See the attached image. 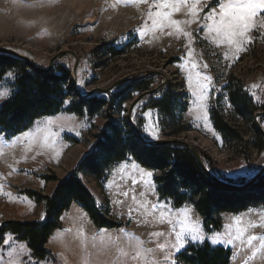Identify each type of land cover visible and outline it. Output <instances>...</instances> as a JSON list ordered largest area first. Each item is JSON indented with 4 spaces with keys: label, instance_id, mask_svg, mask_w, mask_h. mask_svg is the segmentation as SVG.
I'll use <instances>...</instances> for the list:
<instances>
[{
    "label": "rangeland",
    "instance_id": "1",
    "mask_svg": "<svg viewBox=\"0 0 264 264\" xmlns=\"http://www.w3.org/2000/svg\"><path fill=\"white\" fill-rule=\"evenodd\" d=\"M163 2L0 0V49L27 58L41 70H47L51 60L58 56L53 70L62 67L71 73L67 88L72 96L67 103L84 101V95L108 100L121 90L134 89L139 81L154 80L153 87L167 84L162 89L167 88L176 97L178 116L184 128L175 136H171L170 131L163 132L158 113L146 109L150 95L139 99L141 94L135 92L122 106L121 114L116 113L119 105H113L112 110L106 106L99 108L93 120L61 113L35 121L28 131L10 141L0 134V224L13 220L44 222V206L38 205L26 191L52 196L58 182L70 176L87 155L95 152L96 136L109 121L129 122L130 107L138 99L132 120L141 119L142 132L151 142L188 144L202 155V160L209 161L223 178L231 181L251 180L263 172L264 141L258 145L254 118L237 121L231 114L229 91L225 87L231 80L236 83L237 79L256 103H264V9L258 10L253 18L255 27L235 38L240 46L237 51L235 43L230 44L209 31L213 21L207 20L205 14L217 0H199L196 21L180 23V31L169 21H192L191 8L181 6L179 11H174L159 7ZM193 2L188 0V5ZM219 11L216 7L217 17ZM157 12L172 15L167 19L161 17V22L154 24ZM88 17L93 22H87ZM111 48L123 54L112 55ZM28 69L35 71L29 64ZM15 76V71L6 75L0 88V96L5 98L0 99V105L13 95L11 84ZM205 76L210 77V82L203 79ZM197 81L200 85L206 84L207 90L198 87ZM215 108L244 133L241 141L222 142L210 119ZM68 136L78 142H69ZM145 170L152 176L140 175L125 185L123 182L128 179L122 176L121 181L115 175L103 189L94 179L78 173L98 204L109 206V219L124 224L122 228L97 229L77 204L65 212L60 219L63 228L49 239L47 249L57 260L33 258L27 243L8 235L0 249V264H161L165 255L177 258L188 247L205 243L231 250L232 264H264V249H261L264 227L250 226L264 225V208L218 215L215 219L220 220L221 228L209 232L203 226V217L191 205L175 208L170 201L160 200L154 177H161L164 172ZM45 178L56 180L48 182ZM263 186L261 191H264ZM158 202L161 207L153 211V205ZM165 202L167 207H163ZM236 221H240V229H246L240 238H237ZM182 224L199 228L198 235L204 239L203 243L189 241L180 252H175L171 245ZM253 236L261 239L249 245L248 239ZM216 239L221 242L214 243ZM159 244L167 245V250L160 251ZM176 264H179L177 260Z\"/></svg>",
    "mask_w": 264,
    "mask_h": 264
},
{
    "label": "trees",
    "instance_id": "2",
    "mask_svg": "<svg viewBox=\"0 0 264 264\" xmlns=\"http://www.w3.org/2000/svg\"><path fill=\"white\" fill-rule=\"evenodd\" d=\"M110 51L112 55L123 54L112 48ZM10 71L16 72L11 84L13 95L0 105V134L7 141L28 131L35 121L61 113L79 117L87 116L93 120L98 115L99 108L106 106L112 110L113 105L116 107L119 105L116 113L121 114L122 106L130 101L135 92L140 95L156 88L153 87L154 80L145 79L137 82L134 89L124 88L125 90H121L119 95H113L108 100L91 96L78 103L73 101L67 103V99L72 96L67 88L71 73L64 68L56 67L54 72L39 73L29 70L25 61L0 53V88ZM235 81L236 83L231 80L225 90L229 91L231 114L237 121H248L258 114H264V103H256L245 92L241 82L237 79ZM114 102L115 104L117 102V105ZM146 109L158 113L159 126L163 132L170 131L171 136H175L184 131L181 126L183 122L178 116L176 97L167 88L150 95ZM210 119L223 143L231 144L241 141L244 133L233 127L222 111L217 108L212 109ZM258 120L263 126L264 116ZM133 124L136 130L150 141L142 132L141 119L135 118ZM253 129L258 145H262L260 142L264 141V137L255 123H253ZM67 139L71 143L78 142L72 136H68ZM96 139L95 152L87 155L70 176L58 182L52 196L26 191L38 205L44 206L45 221L13 220L0 224V249L7 236L12 235L18 242L27 243L33 258L45 261L57 260V256L47 249V245L52 234L62 229L60 219L73 204H78L99 230L122 228L124 224L109 219V206L101 207L98 204L79 179L78 173L94 179L100 189H103L113 168L129 159H133L145 169L164 172L163 176L154 177L160 200L170 201L175 208L185 204L191 205L203 217V226L209 232L221 228L220 220L215 219L218 215L238 214L251 208H264V191H261L264 175L253 187L243 189L252 179L243 180L245 182L225 179L214 165L203 159L210 172L227 183L229 187L217 185L206 177L188 148L181 145L146 146L138 141L130 129L128 120L109 121ZM45 179L48 182L56 180ZM232 258L231 250L213 247L208 243L190 246L177 255L179 264H232Z\"/></svg>",
    "mask_w": 264,
    "mask_h": 264
},
{
    "label": "snow or ice",
    "instance_id": "3",
    "mask_svg": "<svg viewBox=\"0 0 264 264\" xmlns=\"http://www.w3.org/2000/svg\"><path fill=\"white\" fill-rule=\"evenodd\" d=\"M199 3V0H194V2L191 5H188V0H164L163 3L159 5L161 8H172L174 11H179L181 6H189L191 8V16L193 17L192 21H175L170 20L169 23L172 26L177 27V31H180L178 25L180 23H191L195 22L198 10L197 5ZM216 7H219V15L217 17L216 13ZM260 9H264V0H228L227 3H222L221 0H217L216 5L210 9L208 13L205 14V18L207 20L213 21L211 27L209 28V31H214L216 33L217 38L226 39L230 44L235 43L237 45V51L240 50L239 42L236 41L237 36H244L246 32L251 31L254 27V17L257 14V11ZM202 10V9H201ZM172 13H165L162 14L160 12L156 13L157 20H154L153 23L157 24L160 23L161 17L163 19H167ZM251 42L250 40L248 41ZM204 80H207L210 82V77L205 76L203 78ZM197 86L201 87L204 90H207V85H200L199 81H197ZM201 97L203 98V92L201 93ZM5 97L0 96V99H3ZM205 118H207V112H205ZM147 176L151 177L152 173L147 172ZM167 202L163 205V207H167ZM159 207V202L156 205H153V211H156ZM238 226V236L237 238H240L243 236L244 231L246 229H240L239 224L240 221H236ZM251 227H257L261 226L264 227V225H250ZM175 231V229L173 230ZM201 230L196 227H187L182 224L180 231L176 232V240L173 245H171V248L175 252H180L181 249L185 247V245L191 241V242H199L203 243L204 237H200L198 233ZM187 234V236H186ZM160 235H163L162 233ZM218 235V234H217ZM261 239L258 237H249L248 243L249 245L252 244L253 240ZM214 243H220L218 239L213 241ZM139 243V241H138ZM158 249L162 252H165L167 250V245L165 244H159ZM261 249H264V242L261 243ZM149 253H151V250H149ZM177 258L165 255L164 261L161 262V264H176ZM155 264V262H153Z\"/></svg>",
    "mask_w": 264,
    "mask_h": 264
},
{
    "label": "water",
    "instance_id": "4",
    "mask_svg": "<svg viewBox=\"0 0 264 264\" xmlns=\"http://www.w3.org/2000/svg\"><path fill=\"white\" fill-rule=\"evenodd\" d=\"M0 53L7 54V55H11V56L16 57V58L24 59L30 65V67L33 70L38 71V72H46V73H49V72H51L53 70V68H52L53 67V63H54V61H56L58 59V56L57 57H54L51 60V62H50L49 68L47 70H41V69H38L33 64H31L30 61L27 58H25V57H23V56L15 53V52H13V51L6 50V49H0ZM76 71H77V65L74 68V75H76ZM149 75H151V74H149ZM165 86H167V84H163L162 86L160 85V86L156 87L155 89H153L151 91L144 92V93H142L140 95V98L139 99H142L143 97H145L147 95L154 94V93L158 92L160 89L164 88ZM87 97H88L87 95L82 96L83 99H86ZM136 102L131 105L130 110H129V124H130V127H131L132 131L136 135L138 141H140L141 143H143L146 146H168V145H176V144H182V145H184L185 147H187V148L190 149L191 153L193 154L194 158L196 159L198 165L200 166V168L202 169V171L204 172V174L213 183H215L217 185H220V186H223V187H229V185L227 183H225L224 181L218 179L212 172H210V170L206 167V165H205L204 161L202 160V157L200 156V154L198 153V151L195 148L189 146L188 144H185V143H182V142H178V141H155V142L147 141L143 137V135L140 132H138V130H136V127L133 124L132 114H133V110L136 107ZM263 116H264V114H258V115H256L255 118H254V122H255V125H256L257 129L259 130V132L261 133V135L264 137V129L262 128V126L258 122V119L261 118V117H263ZM262 175H264V170H263V172L259 173V175H257L254 179H252L247 184V186L244 187L243 189L252 187L259 180V178Z\"/></svg>",
    "mask_w": 264,
    "mask_h": 264
},
{
    "label": "crops",
    "instance_id": "5",
    "mask_svg": "<svg viewBox=\"0 0 264 264\" xmlns=\"http://www.w3.org/2000/svg\"><path fill=\"white\" fill-rule=\"evenodd\" d=\"M55 145H58V144H55ZM146 172L147 171L145 170V168L143 169V167L138 165L133 159H129L126 162H122V163L117 164L113 168L110 177L118 175L119 180L123 181L124 179H122V176H125V179H128V182H123V183L125 185H129L132 182L131 181L132 179H135V178H137L140 175H144L145 176ZM136 180L138 181V179H136ZM107 183H106V185H107ZM76 206H77V204H73L70 207V209L72 207H76ZM70 209L68 211H70ZM77 210L79 211L80 209H77ZM62 228H63V226H62Z\"/></svg>",
    "mask_w": 264,
    "mask_h": 264
},
{
    "label": "bare ground",
    "instance_id": "6",
    "mask_svg": "<svg viewBox=\"0 0 264 264\" xmlns=\"http://www.w3.org/2000/svg\"><path fill=\"white\" fill-rule=\"evenodd\" d=\"M88 18H90V17H88ZM87 18V22H93V20L90 18V19H88Z\"/></svg>",
    "mask_w": 264,
    "mask_h": 264
},
{
    "label": "built area",
    "instance_id": "7",
    "mask_svg": "<svg viewBox=\"0 0 264 264\" xmlns=\"http://www.w3.org/2000/svg\"><path fill=\"white\" fill-rule=\"evenodd\" d=\"M0 181H2V177L0 176Z\"/></svg>",
    "mask_w": 264,
    "mask_h": 264
}]
</instances>
